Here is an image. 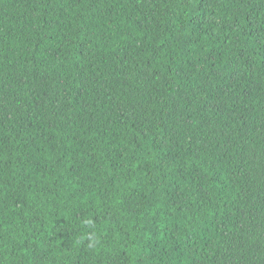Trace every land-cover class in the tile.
<instances>
[{"label": "trees", "instance_id": "obj_1", "mask_svg": "<svg viewBox=\"0 0 264 264\" xmlns=\"http://www.w3.org/2000/svg\"><path fill=\"white\" fill-rule=\"evenodd\" d=\"M0 264H264V0H0Z\"/></svg>", "mask_w": 264, "mask_h": 264}]
</instances>
